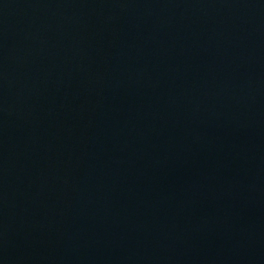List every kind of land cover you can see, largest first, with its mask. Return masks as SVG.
Listing matches in <instances>:
<instances>
[{
	"label": "water",
	"instance_id": "water-1",
	"mask_svg": "<svg viewBox=\"0 0 264 264\" xmlns=\"http://www.w3.org/2000/svg\"><path fill=\"white\" fill-rule=\"evenodd\" d=\"M0 264H264V0H0Z\"/></svg>",
	"mask_w": 264,
	"mask_h": 264
}]
</instances>
